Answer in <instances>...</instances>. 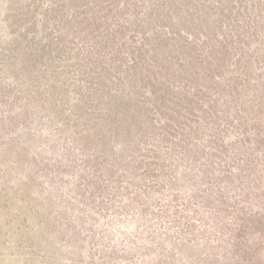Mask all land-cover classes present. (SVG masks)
<instances>
[{"label": "rangeland", "instance_id": "374dc122", "mask_svg": "<svg viewBox=\"0 0 264 264\" xmlns=\"http://www.w3.org/2000/svg\"><path fill=\"white\" fill-rule=\"evenodd\" d=\"M9 2H0V264H264V131L251 113L264 67L241 100L220 93L211 107L210 71L192 60L216 34L235 42L232 61L263 53L264 0H143L138 35L164 50L170 33L184 34L175 48L185 62L108 87L83 67L57 68L56 45L16 53ZM220 21L223 37L221 24L212 33ZM130 27L120 36L137 44Z\"/></svg>", "mask_w": 264, "mask_h": 264}, {"label": "trees", "instance_id": "16d2710c", "mask_svg": "<svg viewBox=\"0 0 264 264\" xmlns=\"http://www.w3.org/2000/svg\"><path fill=\"white\" fill-rule=\"evenodd\" d=\"M10 1L6 10V18H10V20H14L15 22L18 21L21 24L17 30H13L14 37H12L10 42V44L15 47L14 50L18 47L16 53H23L31 44L32 48L34 45L35 51H38L40 55H51L53 50H50V48L52 45H56L58 47L54 46V51L57 52L59 48H62L59 51L61 56L56 57L58 60L57 68H69L68 72H71L73 69L78 70L83 67V73L89 72L90 75L93 74L94 81L96 78L99 79L98 84L104 87L110 86L112 82H123L124 79L133 74H137L136 70L139 71L144 69L149 71L156 65L174 66L175 62H185L181 50L177 55V49L175 48L177 45L186 46L184 44H178L180 42L179 40L184 38V34L177 33V31L170 33V37L167 40L168 45L164 50H160L157 46L148 42L150 39L147 37L145 29H143L141 35H138L141 31L139 21L142 22L141 8L143 4L140 3L143 0ZM0 2H4V0H0ZM204 3L207 2L204 1ZM150 5L153 6V4ZM209 5L210 3H207L208 9ZM138 8L139 11H137ZM154 9L157 8L155 7ZM11 22L15 24V22ZM133 22L135 29L131 30L133 26L131 25L129 34L130 37L139 39L137 44H135L137 41L129 43L127 33L120 36L121 33L128 32V24H132ZM221 22L222 21L213 27L212 33L218 31ZM248 22L254 24V19L249 18ZM171 23L175 25L174 20ZM93 24L97 25V29L92 28ZM111 24H113V26ZM39 26H42V31L49 32L47 34H40ZM87 26H90L88 28V33H84ZM125 26L127 30H124ZM33 27L37 29V34H32L31 28ZM222 27L223 24H221L220 28L221 37L226 33V30ZM102 28H104L105 32L101 31ZM254 30V35L257 36V28H254ZM79 33H82L84 37L81 36L78 38L77 36ZM70 34H72V38H70ZM261 34L260 31L258 36ZM82 38H88V40H90L86 42V39H84V43L89 45L88 48H85L84 45L81 46ZM95 38L101 40H95ZM215 39L217 42L211 44L214 46L212 47L213 50H208L210 40L206 43L201 41L202 46H197L200 52L192 55V60L195 58L196 65L206 70L207 73H209L208 70L210 71L208 75L210 79L207 80V85L205 86V88H207L205 91L207 99L204 100L213 103L210 105L211 107L216 106V104L221 101L222 96L214 100L215 95L218 96L220 93L233 96L234 100H241L239 96L244 95V93L251 89L250 84L252 83L254 74L260 67H264V52H258L260 46L255 48L253 55L245 56V58L239 57L237 61H232L236 52L233 48V54H230L229 49L235 42L233 40H228L227 34H225L223 40H220L219 35L216 34ZM68 40L75 43V46H68ZM97 42L112 44V46L109 51H107L103 49L105 46L99 45ZM260 42L264 43V39L260 38ZM218 43H220L221 47L216 46ZM116 46L123 48L124 52H122V49H118V47L116 48V50L118 49L116 52ZM194 47H196V45L193 42L190 51ZM67 48H69L70 51L65 52L64 50ZM75 48H77V51L72 50ZM129 51V54H131L130 56L128 55ZM136 52H138V56H136ZM63 54H65V57H62ZM146 54L152 55L148 56ZM87 69L89 71H87ZM227 70L230 76L226 81L222 82L220 78L223 77V74ZM248 70H251V73ZM216 71L220 72L217 78H215L213 74ZM70 79L73 84H76L74 76H71ZM104 79L108 80V83L104 82ZM223 85L224 87H222ZM246 85L248 88H245ZM246 98L247 97L242 100ZM257 100L261 101L256 104V110H253L251 113L254 114V117L259 121V123L256 124L257 129L261 127L262 131H264V82L258 92ZM248 112L249 110L245 113ZM248 115L249 114H246L244 117L246 118L244 122L248 121ZM227 119L226 117L223 119L224 124L227 123L232 126V122ZM261 119L263 120L260 122ZM244 122L240 123V125H238L239 127H235L237 128L236 131H241V129L244 128ZM219 125L220 130H223L221 128L223 123H219Z\"/></svg>", "mask_w": 264, "mask_h": 264}]
</instances>
